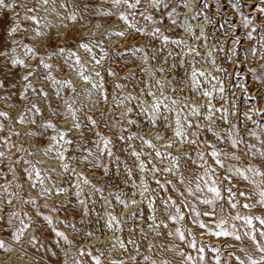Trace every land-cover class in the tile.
Here are the masks:
<instances>
[{
	"label": "snow or ice",
	"instance_id": "snow-or-ice-1",
	"mask_svg": "<svg viewBox=\"0 0 264 264\" xmlns=\"http://www.w3.org/2000/svg\"><path fill=\"white\" fill-rule=\"evenodd\" d=\"M41 3V0H35L34 3H29V0H12L11 3H6V0H0V8L7 9H19L20 11L15 12L14 15L20 17L24 21L32 22L28 27L24 29L23 39L32 41V44L24 43L23 39L17 40L12 38L17 34L20 28V19H17L11 24L3 33H0V90L3 94H0V103L12 107L17 110V118L11 121V124H29L32 127L23 129L24 134L30 139L35 140L39 145L48 130H52L54 135L48 136V139L52 142L45 146L44 153L47 155L53 150V144H57L58 147L55 149V159L59 161L57 167L60 171H57V167L38 168L31 159L19 160L13 157L10 152L6 154L4 151H0V168H7L8 172L12 173L13 179L20 181L26 175L28 177L27 183L30 187H35L33 177L40 184V196L45 198L43 208L49 210V213H55L64 211V218L53 217L51 214H44V212L37 209L34 213V217L29 215L28 212L22 211L17 213L15 207L6 213L7 225H12L13 218H19L20 216L27 217L28 223H25L24 219H19L20 226L15 228L10 233L14 241H20L24 235L25 229L32 228L33 232L29 233L28 243L37 245L39 241V235L42 234L43 230H50L55 234L56 237L63 239L68 244L72 241L69 240L65 232L60 231L57 225H64L65 227H71L75 231L79 232V225H85L91 223V213L94 210L95 201H91L92 207H89V202L94 192L102 191V188H98L92 183V180L88 176H85V170H89L98 180H102L106 186H114L115 181H122L125 185L131 181L132 189L140 190V195L144 196L145 192H149L150 189L144 176L134 172L133 167H130L127 163L121 161V154L128 150L130 147L127 141L133 139H140L144 143L149 144L152 148L156 149V145L152 143V139L161 140L168 137L167 147L169 144L176 145L178 142L175 140L176 137H180L181 141L186 142L187 147L196 145L193 151H195L196 158L199 161L200 168L203 169V176L208 177L211 174L214 179L209 184L208 180H204V188H207L210 196H205L202 199V204L206 207L200 211L194 204L188 201V197L195 196L197 200L201 198L197 193L204 191L201 183L197 182L195 188H193L192 182L189 181L181 192V196L184 197L180 200L177 197L175 200L171 196L164 198L161 204L171 203V210L169 208H163L162 211L166 212L165 219L176 221L180 219L189 220L193 226H198L199 229L203 230L206 228V224L201 217L211 218L217 215L216 206L217 202L223 199L222 194L227 195V199L224 201L230 205L232 209H236L240 201L237 197H244L245 193L238 187H234L232 183L235 177H242L245 181L249 178L246 175V171L253 172L254 175L264 176V172L259 169L249 166L246 170L234 167L232 164L225 166L226 160H240L241 155H246L242 152L241 155L237 154L239 145L243 143V139L237 138L238 133L236 132L238 125L232 123V118L239 119L238 113L240 108L238 103H246V99H255L259 97L264 100V63H259L257 67H249L246 75V80L237 82L234 77L241 75L240 72L235 70V65L239 61L240 63H249L252 60L264 61V29H261L260 38L258 45L254 46L249 44L246 49H243L241 40L234 32L230 29L224 30L223 39H217L216 43L209 48L207 43L201 45V47L209 48V50L201 57V53L197 51L195 46L187 45L182 48L181 54H176L169 50L163 52L161 45L159 48L152 45L151 40L147 43L142 44L140 47H132L133 53H143L140 57L142 63L148 64L149 61H156L161 66L158 68L149 67V74L152 76L154 83H147L144 81H138L136 77V70L129 68L123 76L124 81L132 83L133 88L139 87V84L143 83V87L140 88L139 93H126L124 83L117 82L119 79V73L112 66L103 67V63L106 58L112 59L115 63L116 58H123V52L118 50L120 45L117 43L113 46L112 43H105V37L115 35L117 37H123L125 34L121 32H109L101 34L99 39H93L91 34L87 37L75 38L68 35L67 33H61L57 31V40L60 41L53 45L51 43V36L49 33L44 31V28L48 27L46 18L40 17L38 14H32L36 11L37 6ZM66 0H61L60 6L63 7ZM83 5V10L87 11L89 4L87 0H80ZM125 4L128 9H134L140 5L141 0H112L113 6ZM153 7L159 5L160 0H150ZM244 3L249 8H258L259 13H264V7H260L256 0H244ZM43 5L50 6V10L55 12L56 0H42ZM179 5L189 9L190 18L195 19V15H191L195 11L196 15H200V5L197 0H179ZM169 5H165V10ZM204 8H207V2L203 4ZM232 8L239 10L240 5L233 3ZM45 11H49V8H45ZM172 11H176V5L172 6ZM219 11V9H217ZM21 12L23 13L21 17ZM134 14V13H133ZM241 15H243L241 13ZM171 14L169 13V18ZM153 17L150 15L146 19L151 20ZM68 20H76L77 15L75 12L69 13L66 16ZM120 19L127 21V16L124 13H120ZM203 21L206 23L195 25L199 29V35L196 37L197 42L208 40V31L206 30L207 25H212L213 18L210 15H203ZM173 23H175L173 21ZM264 24V19L261 20ZM43 24V27L41 25ZM250 21L248 17H244L245 27L249 26ZM135 27V25H131ZM83 27V25H82ZM96 27H99L97 25ZM191 30V29H188ZM256 28L253 26L252 31L246 32V37L249 41L252 39L253 31ZM144 28L140 27L136 29L137 33H144ZM160 33V28L154 29L152 35L156 36ZM10 39V44L8 40ZM162 39L167 42L168 37L163 36ZM87 40V42H85ZM75 44L79 49H83L85 53L90 56V62L92 68H87L81 55L74 51L69 45V42ZM231 42L233 47L228 48L226 44ZM174 44L184 45L183 40L172 41ZM15 46V47H13ZM16 47H22L24 49V55L31 57V61H25L16 56L9 57L8 50L15 52ZM93 47H99L100 52L97 56L93 52ZM241 48L243 51V59L240 60L241 51L237 49ZM145 49H150L152 55H149ZM218 49L220 52H224V62H231L233 64V71L228 72L227 68L224 67L217 59H213L211 63L216 66V72H206L201 70L197 57L205 59L213 55V50ZM111 51V55L110 52ZM180 56V58H177ZM191 56V60L188 57ZM234 57L236 59H234ZM140 71L144 69L139 65L136 66ZM67 68V72H65ZM102 72L104 75H102ZM75 74L82 81L91 85V88H83L82 91L88 93L89 96L97 97L93 104H99L102 98L104 104H110L109 93L106 91L107 79L106 77L116 78L113 82V92L111 93V103L116 105V109L108 111L104 109L99 110V118H94L92 115L84 114V120H81L79 115L82 108L89 107L80 100V93L77 92L76 84L71 74ZM157 73L162 74L163 79H157ZM173 73H176L173 75ZM182 73V74H181ZM227 73V75H225ZM62 74V75H61ZM17 76L19 77V89L16 87ZM95 77V78H94ZM208 77L216 81V85H213V89L209 90L205 88L202 96L206 99L203 102H199L195 99L189 100L185 97V102L180 103L179 98H173L172 96H164V99L171 101V106L163 104L162 100L155 96V93L151 91L153 87L159 85V91L163 96L165 90V80H167V86L172 88L173 92L183 94L185 87L189 86L193 90V96L196 92L200 91L201 83L204 82L200 78H204L206 81ZM251 80V84L247 83V80ZM228 81L226 84L225 81ZM11 85V87H9ZM115 89H120V93L117 94ZM147 89V91H146ZM253 89L255 91L253 92ZM15 90V91H14ZM94 90V92H93ZM237 90L239 91V97L237 96ZM71 93V94H70ZM141 94L143 99L140 98ZM241 97L245 99H241ZM22 99L25 103L17 109L16 101ZM151 99V103H149ZM131 100H136L137 104L129 106ZM179 105V107H177ZM257 106H253L256 108ZM95 108H90V111ZM119 110V119L115 117V111ZM253 109H249L245 106L244 115L247 117L248 112ZM264 111V108L260 109ZM135 116L137 119H133ZM0 117H9V112L0 110ZM69 117L71 118L69 120ZM249 119L251 117H248ZM57 119H63L64 125L61 126L57 123ZM39 121V123H38ZM86 121V123L84 122ZM140 121H146V125L150 132L155 133L154 137L145 139L143 135L139 133H127L126 126L137 125ZM203 121V123L201 122ZM173 122L175 128L172 127ZM101 124H103L110 135H104L100 131H97ZM223 131L226 135L222 134ZM171 132L172 135L168 136ZM202 133H210L212 139L209 140L207 137L201 140L200 136ZM255 135V133H251ZM15 135L20 136V131L14 130L10 125L5 131V125L0 123V140L4 141V147L9 149L16 147L14 143L9 140V136ZM124 142L122 145L121 142ZM223 141V147H218ZM62 142V143H61ZM204 145L202 149L200 146ZM74 146V152L79 155L68 156L67 153L70 147ZM248 149L252 148V145H246ZM39 150V148H38ZM26 149L17 147V154L20 152H26ZM208 152V159L205 158V153ZM260 156L264 157V151H260ZM34 155V154H30ZM131 156L139 159L141 153L132 150ZM156 155H164L170 157L172 167H165L164 172H170L175 175V172H179L183 159L185 165V172H181L178 179L181 184H184L185 175L190 174L187 168L188 161L192 164L197 163V159H193L189 152L185 150V144H180L179 150L176 155H173L169 151L161 153L159 150L156 151ZM74 162L77 166L70 168L69 162ZM211 161V162H210ZM121 163H123V171H121ZM218 166L223 171L217 175ZM81 165L83 167H81ZM15 166V167H14ZM113 166H115V173H113ZM140 173L145 171V165L143 161L134 166ZM17 168H19L20 174L17 175ZM175 170V171H174ZM150 172L156 171L155 165L150 169ZM71 172L75 177V181L70 179L65 180L66 174ZM102 173V175L100 174ZM235 174V176L233 175ZM83 177V179H81ZM136 177V178H134ZM155 178V177H153ZM201 177L197 172L196 179L199 180ZM137 179L139 184H137ZM254 183V181H251ZM159 187H164L159 180H156ZM170 183V181H165ZM10 182L6 181L3 185L4 189L7 190ZM85 185L91 186L88 196L85 197ZM17 188H22L21 183H17ZM123 189H121L122 191ZM173 190H178L177 185L173 184ZM187 193V196L184 194ZM135 195V191H133ZM259 199L256 203H252L250 198L248 203H243L244 208H253L256 204L264 207V186L259 187L258 192ZM51 199L52 204L47 203V200ZM116 200L119 203L124 204L125 201L120 199V196H116ZM180 201L177 203V201ZM133 204L137 202L131 201ZM11 204V200H8ZM24 203L29 205H36V199L28 197ZM107 203V201H105ZM56 205H60L59 208ZM182 207H187L189 212L185 214L182 211ZM148 208L152 210V214L148 216V220L152 223H147L146 227L149 231L154 233L156 236L161 235L160 226L163 225V220L160 224H156L157 220V207L155 201L149 200ZM223 212V208H221ZM143 213H141V216ZM108 221L104 223V227L111 228V221L120 223L116 216L111 213H107ZM3 217L0 216V219ZM100 219H96V224L100 223ZM232 220L244 221V227L247 231L243 233V236L249 237L253 242L256 241L257 236L254 235L255 229L253 228V221L259 220L260 225L264 226V216L256 215H242L239 212L235 216L231 217ZM55 220V223H54ZM95 225H93V229ZM139 228L140 232L147 237L145 228L139 224L133 225V230ZM209 232L215 237H225L231 239H225L221 243L223 248H232L236 242L242 240L241 233L237 230L236 224H232L228 227V220L221 216L216 220L215 231ZM93 231L87 233L88 236L93 235ZM173 233L168 232L167 235L171 236ZM176 234L179 239L184 240L185 234L180 228H176ZM204 231H201V235H204ZM259 237L264 239V228L259 231ZM129 243L135 244V240L130 239ZM192 245L195 246V241H192ZM149 242L148 247L151 248ZM125 247L121 243V248ZM255 247L259 252L264 253V244L256 243ZM12 245L6 244L3 240H0V249L5 253L11 251ZM243 251V249H241ZM76 251L83 254V246L77 248ZM216 264H230L229 260H222L219 255L220 249H216ZM55 254V253H53ZM91 253H89L90 255ZM231 255V253H229ZM64 264H83L80 259H77L74 255H71V250L66 249L64 251ZM200 261L204 260V247L199 249ZM130 260H135V256H130ZM147 261L149 258L144 257ZM188 259H191L189 257ZM95 264H100L98 257H93ZM264 262V255H261L259 260L249 256L247 258V264H261ZM116 264V262H114ZM123 264V262H119ZM151 264H156V261H151ZM161 264H167V261H161ZM239 264H245L244 261H239Z\"/></svg>",
	"mask_w": 264,
	"mask_h": 264
},
{
	"label": "rangeland",
	"instance_id": "rangeland-1",
	"mask_svg": "<svg viewBox=\"0 0 264 264\" xmlns=\"http://www.w3.org/2000/svg\"><path fill=\"white\" fill-rule=\"evenodd\" d=\"M11 2L12 0H6V3ZM34 2L35 0H29V3ZM87 2L89 4V8L87 11H84L80 0H66V3L63 7L60 6L61 0H56L55 7L57 10L53 12L50 10V6L43 5L41 0V3L37 6L36 11L32 14H38L40 17L47 19L48 27L44 28V31L50 34L51 43L53 45L60 42L57 40L58 30H60L62 34L67 33L68 35L75 38L87 37L89 34H91L93 39H99L101 34L105 33L106 30L109 32L122 31L125 34L123 37H117L115 35L106 36L105 43H112L113 46L119 43L120 47L118 50L123 52V58H116L115 63H113L112 59L106 58L105 62L103 63V67L112 66L116 69V71L119 73V77L121 78L117 82L124 83L126 85L123 90L126 93L130 92L137 94L139 93L140 88L144 86L143 83H141L139 84V87L134 89L131 82L124 81L122 79L129 68L136 70V77L138 81L154 83L153 78L148 71L149 67L151 66L158 68L161 66L158 62L151 60L148 64L142 63L140 57L143 55V53L134 54L132 51L133 46L140 47L142 44L151 40L152 45L157 48L162 45L163 52L171 50L176 54L182 55V48L187 45H192L196 47L197 51L201 53V57H203L209 48H211L212 45L216 43L217 39H223L224 30L230 29V26H233L230 31L234 32V34L240 38L243 49H246L249 44L257 46L261 29H264V24L261 23V20L264 19V13H259L258 8H249L244 3V0H206L208 5L207 8L203 7L205 0H197V3L200 5V15H196L195 11L191 13V15H195V19L190 18L189 9L179 5V0H160L159 5L156 7L152 6L150 0H141L140 5L134 9H128L123 3L113 6L112 0H87ZM130 2H132V0H130ZM186 2L190 3L191 0H186ZM233 3L240 5L239 10L232 8ZM256 3L260 7H264V0H256ZM165 5H169L166 10ZM173 5H176L175 12L172 11ZM45 8H49V11H45ZM217 9H219V11H217ZM18 11L20 10L0 8V33H3L17 19H20V17L14 15V13ZM72 12L76 13L77 19H66L67 14ZM120 13H124L127 16V21L120 19ZM169 13L171 14L170 18ZM241 13L243 15H241ZM22 15L23 13L21 12V17ZM150 15L153 18L151 20L146 19V17ZM203 15H210L213 18V23L212 25L206 26V30L208 31V40H201L197 42L196 37L199 35V29L195 27V25L198 23H206L202 19ZM245 16L248 17L250 21V24L247 27L244 25ZM173 21L175 23H173ZM31 23L32 22L20 19V28L17 34H15L12 38L17 40L23 39L24 29ZM99 23H104V27L103 25L101 27L102 29H97L96 26ZM133 24L135 27L131 26ZM253 26H255L256 30L253 31L252 39L249 41L246 37V32L252 31ZM41 27H43V24ZM140 27L144 28V33L136 32V29ZM157 27L160 28V33L156 36H153L152 33ZM163 36H167L169 38L167 42L162 39ZM176 40H183L184 45L172 43V41ZM23 42L29 44L33 43L27 39H23ZM85 42H87V40H85ZM8 43L10 44V39L8 40ZM204 43H207L209 48L201 47V45ZM69 45L74 51H77L81 55L87 68L91 69L92 63L90 62V56H88L83 49L77 48L71 41L69 42ZM226 47L231 48L233 45L229 41L226 44ZM237 50L241 51L240 60H242L243 51L241 48H238ZM145 51L148 52L149 55H152L150 49H145ZM93 52L98 56L100 48L93 47ZM109 52L111 55L112 53L110 50ZM8 56H16L20 59H24L25 61H31L30 55H24V49L22 47H16L15 52L9 49ZM224 56V52L214 49L213 55L207 57L206 60L201 59V57H197L196 59L199 62L201 70L218 75L219 73L216 72V66L211 63L213 59H217L224 67L227 68L228 72L233 71V64L231 62L225 63ZM177 58H180V56ZM188 59L191 60V56H189ZM234 59L236 58L234 57ZM259 63H264V61L252 60L249 63H240L238 61L235 65V70L240 72L241 75L235 76L234 79L237 82L246 80L245 74L248 72L249 67H257ZM137 65L142 67L144 70L140 71L139 68L136 67ZM67 71V68H65V72ZM175 74L176 73H173V75ZM71 75L76 84L77 92L80 93V100L89 105V107L81 109L79 113L81 120H84L85 113L92 115L94 118H99L100 109L108 111L109 115L112 114L110 109H116V105L111 103V93L114 90L113 82L116 78L106 77V91L109 93L110 104H104L101 98L99 104L94 105L93 101L97 98L95 94L93 96H89L88 93L82 91L83 88L90 89L91 85L82 81L74 73ZM102 75H104L103 72ZM225 75H227V73H225ZM156 78L163 79V76L162 74L157 73ZM200 79L204 82L201 83L200 91L196 92L195 96L192 94L193 90L191 89L190 85L185 87L183 94L173 92L172 88L167 86V80L164 81L165 90L163 96L158 90L159 85L153 87L151 91L155 93L157 98L162 100L163 104H168L170 106L171 101L164 99V96H172L174 99L178 97L181 104L185 102V97H187L189 100L195 99L202 103L203 100L206 99L202 96L203 90L205 88L212 90L213 85H216V81L212 80L211 77H208L206 81L204 78ZM18 80L19 77L17 76V89H19ZM225 83L227 84L228 81L226 80ZM247 83L251 84V80L248 79ZM9 87H11V85ZM120 91V89H115L117 94H119ZM254 91L255 89H253V92ZM0 94H3L2 90H0ZM237 96L239 97L238 90ZM140 98H144L142 94ZM241 99L245 98L241 97ZM23 103L25 102L22 99L17 100V109H19ZM149 103H151V99H149ZM136 104V100H131L129 106ZM254 105L257 107L253 108ZM245 106L249 109H253L248 112L247 117L244 115ZM93 107L95 110L90 111V108ZM177 107H179V105H177ZM238 107L240 108V112L238 113L239 119L237 120L235 117H233L232 123L238 125L234 135L238 133L237 138H242L243 143L239 145V148L236 151L238 155H241L242 152L246 153V155H241L240 160H226L225 166L232 164L234 167L241 168L242 170H246L249 166H251L259 169L261 172H264V157H261L259 154L260 151H264V111L260 110L264 108V100H261L259 97L255 99H246V103H238ZM0 110L9 112V117H0V123L5 125V131H7V128L10 125L14 128V130L20 131L19 137L15 135L9 136V140L14 143L16 147L11 149L4 147V141L0 140V151H4L6 154L10 152L13 154L15 159H31L38 168L43 169L50 166L57 167L59 161L55 159V149L58 147V145L53 144V150L47 155L44 153V148L49 140L48 136L54 135V132L52 130H48L42 142L37 145L36 141L30 140L23 131V129L32 127L31 125H19L18 123L11 124V121L17 118V110H14L12 107L3 103H0ZM115 117L119 119V110L115 111ZM248 117L251 118L249 119ZM132 118L137 119L135 116ZM70 119L71 118L69 117V120ZM84 122L86 123V121ZM201 122L203 123V121ZM57 123L63 126L64 120L57 119ZM142 125H146V121H140L134 126H126V134L139 133L140 135H143L145 139L154 137L155 133L150 132L147 127H143ZM172 127L175 128L174 122ZM96 130L100 131L101 133H109L108 129L103 124H101V126ZM251 133H255V135H252ZM222 134L226 135V132L223 131V126ZM171 135L172 133L169 132L168 136ZM205 137H207L209 140L212 139L210 133H202L200 139L203 140ZM175 140L178 142L176 145L169 144L167 147H165L168 137H165L161 140L152 139V143L156 145V149L152 148L149 144L144 143V141L140 139L127 141V144L130 147L127 151L121 154V161L123 163H127L130 167H133L137 176H144V179L150 189L149 192H145L144 196L140 195L139 189H132L131 181H129L127 185H125L122 181H115L114 186L109 187L106 186L102 180L96 179V177L89 170H85V176H88L89 179L92 180V183L98 188L103 189L102 191L94 192L90 198L89 207H92L91 201H95L94 210L91 213V223L79 225V232L75 231L71 227L57 225L59 230L65 232L69 240L72 241L71 244H68L63 239L56 237L55 234L50 230H43L42 234L39 235L40 242L34 246L27 242L29 233L33 232V229H25L24 235L21 237V240L18 241L19 243L21 242L19 244L20 247L18 248L21 253L23 252L24 255L20 253L17 256L19 257L21 255L23 257H28L27 259L32 258L33 261L28 264H64V251L66 249H70L71 255H74L77 259H80L83 264H95L93 257H98L100 264H114V262H116V264H119V262H123V264H151V261L153 260L156 261V264H161V261H167V264H216V249L219 248V255L221 256L222 260H229L230 264H239V261H244L245 264H247V258L249 256L259 260L260 256L264 255V253L259 252V250L255 247V244H264V239L259 237V231L264 228V226L260 225L259 220L253 221V228L255 229L254 235L257 236L256 241L253 242L251 239H249V237L243 236V233L247 231V228L244 227V221H234L231 219V217L235 216L237 212L242 215L254 214L256 216H264V207L260 206L259 204H256V206L253 208H244L242 206L243 203L249 202L248 198H250L251 202L254 204L259 199V187L264 186V176L254 175L253 172L246 171V175L249 178L247 181H245L242 177H235V180L232 182L234 187H238L243 190L245 196L237 197L236 199L240 201V203L236 209H232L230 205L224 202L227 199V195L222 194L223 199L218 201L216 206L217 215L211 218L201 217L206 224V228L203 230L199 229L198 226H193V224L187 219H180L176 221L165 219L167 213L163 212L162 209L169 208V210H171V203L169 202L167 204H161V201H163L164 198L171 196L173 200H175L177 197H180V200H183L184 197L181 196V192L189 181L192 182L191 186L193 188H195V184L197 182L201 183L202 188H204V180H208L209 184H211V180L214 179L211 174H209L208 177L203 176V169L200 168L195 151L192 150L196 147V145H192L189 148L186 146V142L181 141L180 137H176ZM121 144L123 145L124 142L122 141ZM180 144H185V150L189 152V155L193 159H197L196 164H192L191 161H188L187 168L189 169L190 174L185 175L184 184H181L178 179L181 172H185L183 159L180 171L175 172V175H173V173L163 171L165 167H172L170 157L156 155L157 150H159L161 153L169 151L173 155H176ZM246 145H252V148L248 149ZM17 147L26 149L27 151L17 154ZM200 147L203 149L205 146L201 145ZM218 147H223V141L220 145H218ZM132 150L141 153L139 159L130 155ZM67 155L69 157L72 155L78 156L79 153L74 152L73 146L69 148ZM205 158L208 159V152L205 153ZM140 161H143L145 165V171L143 173H140L138 169L134 167L135 165L139 164ZM69 163L70 168L77 166L74 162L70 161ZM123 163L120 165L121 171H123ZM153 165L156 167V171L154 173L149 171ZM81 167L83 166L81 165ZM213 167L217 168V175L223 171V169H220L218 166L214 165V163ZM57 171H60L58 167ZM197 172H199L201 177L199 180L196 179ZM113 173H115V166H113ZM19 174L20 171L19 168H17V175ZM100 174L102 175V173ZM233 175L235 176L234 173ZM64 179L75 181L76 177L71 172H69L65 175ZM81 179H83V177ZM27 180L28 177L25 175L22 180L17 181L13 179L12 173L8 172L6 167L0 168V216L3 217L0 219V240L1 238L9 239V237L12 239L10 233L13 232L15 228L20 226L19 219H24L25 223H28L27 217L20 216L19 218H13L12 225L6 224V213L12 210L13 207H15V210L18 214L22 211H26L33 217L37 209L44 212V214H51L53 217L58 216L62 219L65 216L64 211L49 213V210L44 209L43 204L45 203V198L40 196L39 182L35 180V177H33L35 187H30L29 183H27ZM156 180H159L160 183L164 185V187H159L156 183ZM6 181L10 182L7 190H5L3 187ZM165 181H170V183H165ZM251 181H254V183ZM17 183H21L22 188H17ZM137 184H139L138 179ZM173 184L177 185L178 190H173ZM84 188L85 197H87L89 191H91V186L85 185ZM121 189L123 190L121 191ZM133 191H135V195H133ZM117 195L120 196L121 200L125 201L124 204L119 203L116 200ZM184 195L187 196V193ZM197 195L201 198L200 200H197L195 196H190L188 197V201L191 204H194L198 210L202 211L206 207L202 204V199L205 196H210L211 194L208 193L207 188H204V191L197 193ZM28 197L36 199V205L24 203ZM9 199L12 202L11 204L8 203ZM132 200H135L137 203L133 204L131 202ZM149 200L155 201L157 207L156 224H160V221L163 220L164 225H167L166 228L163 225L160 226V236H156L146 227L147 223H152V221L148 220V216L152 214V210L148 208ZM105 201H107V203H105ZM179 202L180 201L178 200L177 203ZM47 203L51 205L52 200L48 199ZM56 207L59 208L60 205H56ZM221 208H223V212H221ZM182 211L187 214L189 209L187 207H182ZM107 213H111L113 216H116L120 223L111 221V228L104 227V223L108 221ZM141 213H143L142 216ZM221 216L228 220V227H231L232 224H236L237 230L242 235V240L236 242L232 248L221 247L223 240L231 238L215 237L209 232V229H211L212 232L215 231L216 220ZM97 218H102L100 219L99 224H96ZM134 224H139L145 228V231L148 233L146 238L144 237V234L140 232L139 228L133 230ZM93 225H95L94 229ZM176 228H180L185 234L184 240L179 239V236L176 234ZM89 231H93L94 234L88 236L87 233ZM201 231H204L205 234L201 235ZM168 232L173 234L168 236ZM130 239L135 240L136 243H129ZM192 241H195V246L192 245ZM149 242L152 245L151 248L148 247ZM121 243H123L125 247L121 248ZM80 246H83L82 255L76 251V249L80 248ZM201 247H204L203 262H201L199 258V249ZM241 249H243V251ZM89 253L91 254L89 255ZM229 253H231V255H229ZM9 255V252L5 253L2 249H0V260L3 258L1 262L6 260ZM130 256H135L136 259L134 261L130 260ZM145 256L149 258L147 261L144 259ZM189 257H191V259H188ZM0 264H3V262ZM15 264L24 263L22 260V262L18 261ZM261 264H264V262H261Z\"/></svg>",
	"mask_w": 264,
	"mask_h": 264
},
{
	"label": "bare ground",
	"instance_id": "bare-ground-1",
	"mask_svg": "<svg viewBox=\"0 0 264 264\" xmlns=\"http://www.w3.org/2000/svg\"><path fill=\"white\" fill-rule=\"evenodd\" d=\"M110 7V6H109ZM104 22V21H103ZM100 27H97V29L98 28H100V29H102L101 27H102V25H103V27H104V23L103 24H101V23H99L98 24ZM106 26V25H105ZM102 134H104V135H109L110 133H106V132H102ZM51 143V141L50 140H48V142H47V145L48 144H50ZM28 238V237H27ZM1 240H3L6 244H10V245H12V248H11V251H9V253H10V255L7 257V259L6 260H4V261H2L3 262V264H15V263H17L18 261H21L22 262V260H23V263L24 264H28V263H30V262H32L33 261V259L31 258H29V259H27L28 257H23V256H17L18 254H20L21 252H20V250H19V248L18 247H20L19 246V244L21 243H19L18 241H14L13 239H10V237H9V239L8 238H1ZM52 247V246H51ZM49 249V248H48ZM21 254H23V252L21 253ZM24 255V254H23ZM32 257V256H31ZM3 258H1V260H2ZM1 260H0V263H2L1 262Z\"/></svg>",
	"mask_w": 264,
	"mask_h": 264
}]
</instances>
